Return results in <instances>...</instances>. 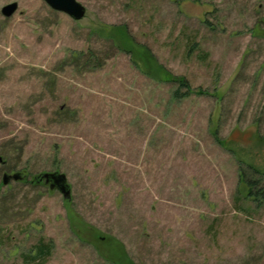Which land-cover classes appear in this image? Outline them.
I'll return each instance as SVG.
<instances>
[{"label": "rangeland", "instance_id": "1", "mask_svg": "<svg viewBox=\"0 0 264 264\" xmlns=\"http://www.w3.org/2000/svg\"><path fill=\"white\" fill-rule=\"evenodd\" d=\"M77 1L0 0V264H264V0Z\"/></svg>", "mask_w": 264, "mask_h": 264}, {"label": "water", "instance_id": "2", "mask_svg": "<svg viewBox=\"0 0 264 264\" xmlns=\"http://www.w3.org/2000/svg\"><path fill=\"white\" fill-rule=\"evenodd\" d=\"M54 11L68 15L74 21L82 20L86 15V8L77 0H43ZM18 10V4L12 3L2 9V14L6 18L13 16ZM51 190H58L63 197L68 200L71 198V187L68 184L65 174L54 172L46 173L42 176ZM21 180L20 174L10 176L5 174L3 177V185H7L11 180Z\"/></svg>", "mask_w": 264, "mask_h": 264}, {"label": "trees", "instance_id": "3", "mask_svg": "<svg viewBox=\"0 0 264 264\" xmlns=\"http://www.w3.org/2000/svg\"><path fill=\"white\" fill-rule=\"evenodd\" d=\"M176 82L179 84L178 89L175 91V97L176 98H184L189 96V92H190V86L188 84V82L184 79L179 78L178 80H176ZM187 89L188 93H182V89ZM256 182L252 183L249 181V186H251L250 191H249V195L246 198H251L252 196L254 197L255 200H258L259 197H261L262 199H264V189H259L256 193H253V187L255 186ZM53 245L50 242H46L44 239H40L38 241V243L36 245L33 246V248L31 249V251L28 254H25L24 260L26 263L29 264H46L48 258L51 256L52 254V250H53ZM128 256L124 257L122 256V258H119L117 262V264H132L129 260V258H127Z\"/></svg>", "mask_w": 264, "mask_h": 264}, {"label": "flooded vegetation", "instance_id": "4", "mask_svg": "<svg viewBox=\"0 0 264 264\" xmlns=\"http://www.w3.org/2000/svg\"><path fill=\"white\" fill-rule=\"evenodd\" d=\"M43 176V175H42ZM40 176L38 179L35 180V183L31 182L32 184H36V185H44V186H48V184L46 183V180Z\"/></svg>", "mask_w": 264, "mask_h": 264}]
</instances>
